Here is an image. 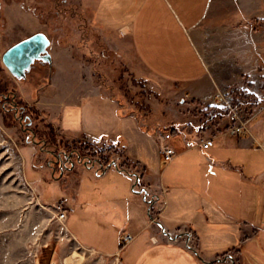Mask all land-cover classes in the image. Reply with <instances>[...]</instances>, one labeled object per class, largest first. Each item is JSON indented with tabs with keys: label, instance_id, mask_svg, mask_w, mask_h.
Listing matches in <instances>:
<instances>
[{
	"label": "crops",
	"instance_id": "obj_1",
	"mask_svg": "<svg viewBox=\"0 0 264 264\" xmlns=\"http://www.w3.org/2000/svg\"><path fill=\"white\" fill-rule=\"evenodd\" d=\"M210 2L94 0L89 20L96 30L129 39L136 58L165 87L162 94L174 95L167 89L172 86L194 106L206 107L213 105L217 84L193 34ZM72 59L77 71L73 94L68 99L59 97L54 75L53 97L46 107L48 113L41 110V117L59 134L117 142L132 163L129 172L124 171L111 164H116V155L111 154L108 166L101 169L98 163L78 162L76 154V162L67 163L65 171L52 173L43 163L37 167L31 162L36 176L28 180L37 186L44 202H60L67 209L62 223L76 246L111 258L112 264H230L227 257L233 264H264V149L256 144L264 139V126L249 124L251 136L229 137L222 132L208 136V130L190 125L182 129L183 138L171 137L169 144L176 154L163 162L158 130L150 133L140 128L132 114L120 116L115 104L104 98L110 96L82 68L81 58ZM210 137L211 147L198 145ZM42 144L40 151L49 158L50 151L66 152L47 146L41 138ZM84 168L95 173L83 194L76 185L68 196L49 202L43 199L41 179L61 181L66 173L79 170L75 174H82ZM111 169L115 173L104 176ZM138 174L143 188L134 184ZM70 181L62 180L60 187ZM167 233L175 240L168 241ZM126 235L130 239L122 242ZM79 258L74 253L70 260L80 262Z\"/></svg>",
	"mask_w": 264,
	"mask_h": 264
},
{
	"label": "rangeland",
	"instance_id": "obj_2",
	"mask_svg": "<svg viewBox=\"0 0 264 264\" xmlns=\"http://www.w3.org/2000/svg\"><path fill=\"white\" fill-rule=\"evenodd\" d=\"M93 2L0 0V91L15 93L25 114L30 115L29 109L34 106L48 113L46 107L53 97L54 75L53 87L59 97L68 99L74 92L77 71L76 66L73 68L72 58H81L82 68L87 74L90 71L93 84H97V77L92 74L94 63L86 61V40L94 57H101L102 65L98 63V68H104L108 82L114 73L112 67L122 68L120 81L113 83L112 90L100 86L101 91L110 96L104 98L114 103L119 112H123L118 107L120 98L126 107L132 108L135 106L132 90L150 88L171 99L166 110L173 119L199 126L193 101L172 86L167 89L174 95L162 94L165 87L136 58L128 38L93 28L89 20ZM89 27L97 34H92ZM35 32H43L48 37L51 62H35L24 78L17 79L3 66L1 55L8 47ZM193 41L217 84L215 93L224 94L223 109H228L226 105L239 107L243 115L250 118L249 124L264 126V103H258L264 96V0H211L206 15L194 31ZM212 106L216 107L214 103ZM20 116L21 113L9 109L1 100L0 264H112L111 258L90 254L76 246L63 223L57 220L54 205L44 202L37 186L28 180L36 176L31 162L33 166L43 163L46 168L52 157L40 151V139L43 138L40 121L31 123ZM179 136L183 138L185 133L180 130ZM186 136L193 137L190 133ZM64 151L74 153L68 165L72 161L75 163L78 151ZM113 171L111 169L104 176L110 178ZM76 172L66 173L61 178V181L71 180L62 188L61 181L52 180L51 175L50 181L41 179L43 199L49 202L58 200L60 195L68 196L76 185L82 194L88 190L86 187L90 188V183L94 182L91 175L95 171L84 168L82 174ZM55 175L58 176V172ZM108 178H105L106 182L110 183ZM129 193H132L131 189ZM74 253L80 257V262L70 260Z\"/></svg>",
	"mask_w": 264,
	"mask_h": 264
},
{
	"label": "trees",
	"instance_id": "obj_3",
	"mask_svg": "<svg viewBox=\"0 0 264 264\" xmlns=\"http://www.w3.org/2000/svg\"><path fill=\"white\" fill-rule=\"evenodd\" d=\"M89 28L92 34H95L96 31L91 30V27ZM102 32L108 34L106 30H103ZM97 36H95L96 39ZM85 42V51L87 50L86 61L94 63L92 74L97 77V84L101 87L104 86L112 90L113 83L115 84L120 81L122 68L118 69V67H112L114 73L112 72L113 75L111 80L108 82V77L104 72V68L102 70L98 68V63L101 64V57L98 58L97 55L94 57L95 55L92 53L88 42L84 40V43ZM101 51L103 54L105 53L104 49ZM107 52L109 55H112L111 51ZM146 91H144V89L141 87L132 90L131 94L132 97H134L135 103V106L132 108L126 107V104L123 102V98H120L121 101H119V104L122 105L123 112H119V115L132 114L138 120V122H140L142 125L141 127L150 133H154L156 130H158L162 132H168L172 136H175L179 134L180 130L192 125L191 123H182L181 121L173 119L171 113L166 110L167 105H171L170 98L161 95L157 91L150 88H147ZM111 98L113 97L111 96ZM147 99L149 100L147 101ZM177 102L178 104H181L180 100ZM258 103H264V96L259 99ZM195 108L196 109H194V112L198 116V121L200 123L199 127H195L196 129H201L203 131L208 130L207 135L212 136L215 133L223 132V130L226 128L228 114L227 110L214 106H195ZM29 111L31 114H28V119L31 121V123L33 121H40V124L42 125L40 133L47 146H53L61 150H77L79 155V158L77 159L78 162H85L89 159L90 163H98L101 169H105L108 166L110 161L109 157L111 154L116 155L115 161L118 168H122V170L129 172V169L132 167V163L129 162L123 154V146L119 145L117 142H112L107 139L87 140L80 137L68 136L65 133L59 134L55 131L52 123L45 121L43 117H41V110L39 111V109L34 106L31 107ZM38 114H40V116ZM31 115L34 117H31ZM36 166L38 167V165ZM140 178L141 174L136 175L134 184L135 186H140V188H143Z\"/></svg>",
	"mask_w": 264,
	"mask_h": 264
},
{
	"label": "built area",
	"instance_id": "obj_4",
	"mask_svg": "<svg viewBox=\"0 0 264 264\" xmlns=\"http://www.w3.org/2000/svg\"><path fill=\"white\" fill-rule=\"evenodd\" d=\"M120 34H125L124 31H120ZM187 97V95H185ZM213 103L216 107L223 109V104L226 103L224 94H216L214 95L213 98ZM228 109H225L228 111L227 114V126L223 130V134L229 137H240V136H251L250 128H249V121L250 118L246 117L243 115L242 110L239 107H230L229 105ZM156 136L159 140V152L160 156L163 162H170L175 154V148L169 144V140L171 139L172 135L168 132H162V131H157ZM256 144L258 147L264 149V139L261 141H256ZM198 145L204 149L211 147L213 145V140L212 137L201 140ZM40 150H44L43 146H40ZM51 155V159L56 162V166H58V169L55 167V163L52 160H48L46 163V166L49 167L54 173L55 170L58 172H62L64 168H66L67 163L69 164L71 161L72 154L71 152H58V151H50L49 152ZM113 159V158H111ZM90 160H86L84 163H89ZM112 165H116L111 163ZM110 164V165H111ZM68 166V165H67ZM54 208L56 210V218L57 220L63 222L67 218V209L59 202L54 205ZM167 239L168 241L175 240L174 236L170 233H167ZM186 240L190 242L191 240V235L190 233L186 232ZM130 239L129 235H126L122 238V242H126L127 240ZM227 260L230 261V264H233V260L231 258H226Z\"/></svg>",
	"mask_w": 264,
	"mask_h": 264
},
{
	"label": "water",
	"instance_id": "obj_5",
	"mask_svg": "<svg viewBox=\"0 0 264 264\" xmlns=\"http://www.w3.org/2000/svg\"><path fill=\"white\" fill-rule=\"evenodd\" d=\"M49 44L46 34L35 32L8 47L1 55V62L13 77L19 79L36 60L50 64Z\"/></svg>",
	"mask_w": 264,
	"mask_h": 264
},
{
	"label": "flooded vegetation",
	"instance_id": "obj_6",
	"mask_svg": "<svg viewBox=\"0 0 264 264\" xmlns=\"http://www.w3.org/2000/svg\"><path fill=\"white\" fill-rule=\"evenodd\" d=\"M35 62L36 63H41V62L42 63H45V62H43L41 60H36ZM35 62L33 64H36ZM29 70H31V68ZM27 71H25L24 76L21 77V78H24L25 77ZM1 100L7 104V106L9 107V109H13L15 112L21 113L22 116H20V117L22 118V120H24V121L25 120L26 121L28 120V114H25L24 113L25 112V110L23 109L24 107L18 101H16V95H15V93H13L12 91H7L5 93H3L2 91H0V102H1Z\"/></svg>",
	"mask_w": 264,
	"mask_h": 264
}]
</instances>
